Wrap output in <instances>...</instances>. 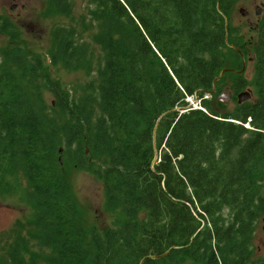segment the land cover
Here are the masks:
<instances>
[{
    "label": "trees",
    "instance_id": "16d2710c",
    "mask_svg": "<svg viewBox=\"0 0 264 264\" xmlns=\"http://www.w3.org/2000/svg\"><path fill=\"white\" fill-rule=\"evenodd\" d=\"M87 1L102 52L95 97L76 100L39 75V58L2 52L0 195L21 175L34 217L27 239L0 247V264H24L29 243L48 251L44 264H264L250 248L264 214V7L255 98L228 111L218 100L223 78L213 83L225 70L223 50L237 55L247 44L232 38L237 0ZM50 5L70 11L66 0ZM52 38L53 63L89 67L74 29L55 28ZM38 77L53 108L27 93ZM229 80L234 95L248 87L242 75ZM59 135L76 165L101 180L107 208L123 215L117 228L87 231L76 221Z\"/></svg>",
    "mask_w": 264,
    "mask_h": 264
},
{
    "label": "rangeland",
    "instance_id": "374dc122",
    "mask_svg": "<svg viewBox=\"0 0 264 264\" xmlns=\"http://www.w3.org/2000/svg\"><path fill=\"white\" fill-rule=\"evenodd\" d=\"M69 2L68 14L57 15L51 10L50 0H0V63L2 52H12L26 59L28 63L29 54L39 58L41 68L38 71L42 77L46 75L49 81L57 82L63 91H66L77 100L80 97H95L98 82L97 70L102 66V52L93 43L97 29L90 23V11L93 5L87 0H66ZM264 0H237L230 16V27L235 31L232 38L246 42L245 47L237 52V55H229L223 50L225 56L224 75L219 78L223 81L217 86L218 100L226 105L231 111L235 107L237 96L231 89L229 77L234 74L242 75L248 82V87L243 91L250 93L249 101L255 98L252 86L254 79L253 46L257 33V26L261 16L255 14V8L259 7ZM264 4V3H263ZM240 10L247 12L243 17ZM6 22L7 27L2 29ZM72 28L78 37L84 41L87 48L86 58L89 67L78 66L68 68L61 60L51 61L52 53V31L55 28ZM250 40V41H249ZM243 57V63L242 58ZM38 77L33 87L27 86V93L31 99L37 101L42 99L46 107L55 106L52 94L47 90V83ZM193 108L199 107L193 98L186 99ZM96 115L97 108H93ZM247 128V127H246ZM55 149L60 155V164L65 172L71 188V197L75 203L73 213L76 221L87 231L92 228L100 231L117 228L124 217L119 210H109L106 206L103 185L99 178L93 176L86 169L76 165L74 157V146L68 148L64 139L59 135ZM88 152V151H87ZM94 169L99 168L97 162ZM11 189L7 194L0 195V247H11L15 237L27 239V233L33 228L34 210L31 201L26 196V188L21 175L9 177ZM262 214L253 231L250 240L253 261L261 263L264 261V230ZM35 245V244H34ZM24 264H29L32 257H37L34 264H44L43 258L48 254L47 250L39 249L37 245L28 244L22 253Z\"/></svg>",
    "mask_w": 264,
    "mask_h": 264
},
{
    "label": "water",
    "instance_id": "95a60500",
    "mask_svg": "<svg viewBox=\"0 0 264 264\" xmlns=\"http://www.w3.org/2000/svg\"><path fill=\"white\" fill-rule=\"evenodd\" d=\"M240 12H242V10H240ZM255 13H256L257 15L260 14V6L256 8ZM236 51H238V49H236ZM241 58H242V63H243V57H241ZM225 71H227V70H223V71L220 73L219 77L216 78V79L214 80V83H213V84L216 83V81L222 76V74H223ZM246 91H247V90H246ZM246 91H245V92H241V93L238 94V96H237V102H238V104H241V103H244V102L249 101L250 93H249V92H246ZM213 92H214V91H213ZM213 92H212V93H213ZM262 223H263V230H264V218L262 219ZM168 252H169V251H168ZM168 252H166V253H164V254H162V255H160V256H157V257H155V258H161V257L165 256L166 254H168Z\"/></svg>",
    "mask_w": 264,
    "mask_h": 264
},
{
    "label": "flooded vegetation",
    "instance_id": "af4514ba",
    "mask_svg": "<svg viewBox=\"0 0 264 264\" xmlns=\"http://www.w3.org/2000/svg\"><path fill=\"white\" fill-rule=\"evenodd\" d=\"M263 7H264V4L262 3V4L260 5V14H259L258 16H261V15H262ZM255 11H256V8H255ZM241 14H242L243 17H247V15H248V13H247V12H244V10H242ZM255 14H256V13H255ZM256 15H257V14H256ZM239 51H240V50H238L237 52H239ZM253 59H254V57H253Z\"/></svg>",
    "mask_w": 264,
    "mask_h": 264
}]
</instances>
